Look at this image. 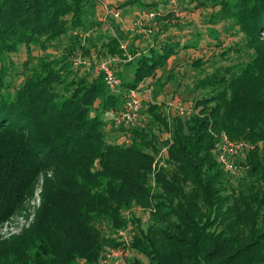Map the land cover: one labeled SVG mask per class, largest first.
I'll use <instances>...</instances> for the list:
<instances>
[{
  "label": "trees",
  "instance_id": "obj_1",
  "mask_svg": "<svg viewBox=\"0 0 264 264\" xmlns=\"http://www.w3.org/2000/svg\"><path fill=\"white\" fill-rule=\"evenodd\" d=\"M98 4L0 0V264H96L125 244L129 264H264V0L204 1L242 41L211 71L195 63L185 117L147 102L130 126L110 117L125 92L162 80L170 57L199 41L158 36L128 60L118 34L84 35L100 25ZM23 48L19 66L11 55ZM79 54L120 58L123 91L76 64ZM222 133L246 145L242 175L217 162Z\"/></svg>",
  "mask_w": 264,
  "mask_h": 264
},
{
  "label": "rangeland",
  "instance_id": "obj_2",
  "mask_svg": "<svg viewBox=\"0 0 264 264\" xmlns=\"http://www.w3.org/2000/svg\"><path fill=\"white\" fill-rule=\"evenodd\" d=\"M136 1L144 2V5L140 7V4H136ZM175 1L176 5L173 7L168 0H99L98 5L102 7L99 9L100 25L87 30L84 35L86 34V37L96 35L107 41L110 35L117 36L118 34L122 40L121 44L124 42L128 49L130 41L143 36L147 40L158 36H160L159 38L168 39V34L179 32L184 34L181 36H190L194 40H198L197 46L181 49L170 57L168 70L163 74L162 80H160L162 73L151 78L156 80L157 83V87L151 94V99L163 106L169 114H179L185 117L188 111L191 110V105L196 96L193 85L199 76L200 69H196L195 63L202 60L203 63H207L204 69L209 71L215 67V62H211L212 60H215L218 64L226 63V60L221 57L222 53L235 43L242 41L243 35L237 27L228 29V24L222 20L211 21L212 15L217 12L218 7L214 8L211 5L203 4L204 1L209 0ZM147 7L148 9H146ZM136 11L138 13H135ZM142 16L143 22H140L142 28L139 31L135 26V22ZM217 34H219V37H216ZM55 52L54 48L48 49L47 52L34 48L33 55L41 57L45 53ZM11 56L19 66H22L29 57L25 48ZM237 56L234 53L231 54V57ZM234 60H237V58ZM170 103L175 105L180 103L183 111L176 108L175 105V107L170 105ZM143 114L145 113L143 112ZM114 115V112L110 113V117L116 120ZM125 135L121 136L124 137ZM163 136V139H166L170 134L166 133ZM124 139L122 138V142ZM163 150L166 154V150ZM241 159V155H239L237 164L242 173L245 168L240 163ZM135 212L142 218V224L149 223L150 215L148 212H142L136 208ZM4 228V230H9L8 225H4ZM121 232L128 237L130 236V229L128 228L121 230L118 234L122 235ZM111 250L115 249H109L106 254L110 253ZM132 257H134V254Z\"/></svg>",
  "mask_w": 264,
  "mask_h": 264
},
{
  "label": "built area",
  "instance_id": "obj_3",
  "mask_svg": "<svg viewBox=\"0 0 264 264\" xmlns=\"http://www.w3.org/2000/svg\"><path fill=\"white\" fill-rule=\"evenodd\" d=\"M168 1L173 7L176 5L175 0ZM140 22H143V16L135 22V26L139 29V31L142 28V24H140ZM121 46L125 51L126 59L131 60L135 57L130 54L127 45L124 42L121 44ZM93 57L94 58L83 57L79 54L74 60L76 64L82 63L88 66H95V71L97 73L103 74L105 83L112 91L122 92L123 81L122 78L118 75L117 67V64L121 61V59L112 55L103 60H97L95 55ZM155 83L156 80L151 81L150 79H148L141 82L136 88H132L125 92L122 109L115 113L116 121L119 124H122L123 126H130L133 122L141 118H145L144 115H142V108L146 102L155 103L153 99H151V94L155 90ZM175 106L176 108H179L183 111L180 103L179 105L176 104ZM245 146V143L232 140L226 133H222L218 136L216 157L217 162L225 172L234 176L240 175L241 170L237 164V158L239 157ZM130 228L131 226L128 229ZM121 234L123 235L122 237L125 240H128L127 235H125L123 232H121ZM133 254L134 252L131 249L130 245L125 244L123 246L115 248V250H111L110 253L102 257L96 264H129V260L133 256Z\"/></svg>",
  "mask_w": 264,
  "mask_h": 264
},
{
  "label": "crops",
  "instance_id": "obj_4",
  "mask_svg": "<svg viewBox=\"0 0 264 264\" xmlns=\"http://www.w3.org/2000/svg\"><path fill=\"white\" fill-rule=\"evenodd\" d=\"M102 7L101 6H99V9H101ZM138 11H140V10H138ZM138 11H136L135 13H138ZM169 35L170 34H168L167 36L169 37ZM173 35H184V34H182V33H179V32H177V33H174ZM164 39H166V38H160L159 40H164ZM159 40H156L155 38H148V40L146 39V38H144V36L143 37H139L138 39H135V40H132V41H130L129 42V47H132V48H136V49H138V50H149V47H151L152 45H160V43H159ZM157 41V42H156ZM157 43V44H156ZM151 80V79H150ZM155 88L157 87V83H155ZM162 96V95H161ZM161 96H159V97H161ZM147 103V102H146ZM145 103V104H146ZM144 104V105H145ZM170 104H173V106L175 105L174 103H170ZM143 105V106H144ZM175 107V106H174ZM173 107V108H174ZM172 108V109H173ZM172 109H170V110H172ZM122 138H124V137H121L120 139H119V141L120 142H122ZM124 141V140H123Z\"/></svg>",
  "mask_w": 264,
  "mask_h": 264
}]
</instances>
